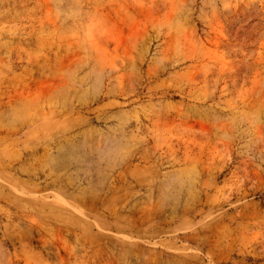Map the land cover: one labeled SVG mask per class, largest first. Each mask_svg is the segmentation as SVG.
<instances>
[{
    "label": "rangeland",
    "instance_id": "1",
    "mask_svg": "<svg viewBox=\"0 0 264 264\" xmlns=\"http://www.w3.org/2000/svg\"><path fill=\"white\" fill-rule=\"evenodd\" d=\"M0 264H264V0H0Z\"/></svg>",
    "mask_w": 264,
    "mask_h": 264
}]
</instances>
